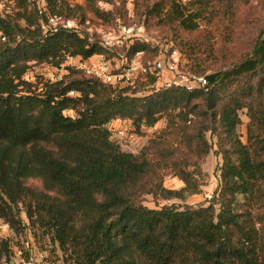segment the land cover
<instances>
[{
	"label": "trees",
	"instance_id": "16d2710c",
	"mask_svg": "<svg viewBox=\"0 0 264 264\" xmlns=\"http://www.w3.org/2000/svg\"><path fill=\"white\" fill-rule=\"evenodd\" d=\"M9 1L14 13H0V219L22 233L25 216L58 245L64 264H264V38L192 91L171 85L138 95L157 79L115 89L76 71L33 85L24 80L32 64L61 68L69 57L107 54L100 42L53 27L52 19L83 24L93 14L109 24L120 13L99 7L110 0H85L84 7L42 0L43 9ZM141 1L146 19L192 33L202 23L230 21L247 0H190L189 7ZM138 52L157 55L137 42L128 57ZM163 118L164 136L139 155L111 139L114 121H131L140 132ZM207 134L222 158L216 201L185 210L145 206L147 195L183 200L200 193V162L212 150ZM167 170L182 189L164 187ZM11 260L9 242L0 239V264Z\"/></svg>",
	"mask_w": 264,
	"mask_h": 264
},
{
	"label": "rangeland",
	"instance_id": "374dc122",
	"mask_svg": "<svg viewBox=\"0 0 264 264\" xmlns=\"http://www.w3.org/2000/svg\"><path fill=\"white\" fill-rule=\"evenodd\" d=\"M31 1L40 9L45 7L42 0ZM63 1L72 7L85 6V0ZM156 1L151 0V2ZM180 1L184 6H188L190 3V0ZM98 5L104 11H114L118 8L120 14L109 24L103 23L93 14H88L83 24H80L77 19H52L50 24L53 27L66 26L69 29H75L81 36L88 37L90 41L101 42L104 34L111 35L115 45L114 50L107 52L105 56L113 65H122L124 59L128 57V51L132 45L137 42L142 43L141 39L147 38L161 43H174L181 54L180 67L185 72L206 77L215 72L226 70L242 56L249 54L258 39L264 38V0H247L244 3H239L235 17L230 21L202 23L200 29L192 33L180 29L177 23L171 24L155 18L146 19L143 14L144 5L142 1L110 0V2H99ZM13 8V2L9 0L0 1L2 16L12 15L14 13ZM129 30L130 33H128ZM137 35L143 37L140 38ZM149 47L156 49V47ZM155 54L152 52L144 53L143 62L152 61ZM86 60L80 57L70 58L61 68L47 64H32L24 80L33 85H38L40 82L59 81L69 75L71 71L85 74L81 65ZM162 77L159 81V88L166 84L164 79L169 77V73L164 72ZM144 91L149 93L151 90ZM67 115H73V113L67 112ZM240 115L242 126L239 128V135L241 141L245 143L246 125L249 119L246 110L242 111ZM108 128L112 132V141L118 144L122 151L139 155L151 142L159 141L164 136L167 120L163 118L154 127H143L140 132H136L133 123L127 120L126 123L114 121L108 125ZM121 128L123 134L119 135L118 130ZM207 138L212 144V150L200 162V193L187 196L183 200L154 199L153 196L147 195L144 197L145 206L150 209H159L164 205H175L185 210L198 206H208L212 201H216L220 189L222 158L215 145L216 139H213L210 134H207ZM162 173L166 189L177 191L183 188V183L171 171L167 170ZM30 184L40 186L37 181H31ZM23 218L28 228L22 233L15 232L0 219V239L9 242L12 253L11 264H21L22 261L26 262L30 258L38 260V264H64L63 254L58 245L53 243L49 236L43 235L38 228L31 226L25 216Z\"/></svg>",
	"mask_w": 264,
	"mask_h": 264
},
{
	"label": "built area",
	"instance_id": "2783aa9c",
	"mask_svg": "<svg viewBox=\"0 0 264 264\" xmlns=\"http://www.w3.org/2000/svg\"><path fill=\"white\" fill-rule=\"evenodd\" d=\"M130 32L129 30L128 33ZM137 36L143 37L142 35ZM141 42L153 48L156 47L157 55L148 63L143 62L144 52H138L132 57H126L122 65H113L105 55L93 56L84 61L81 68L86 76L94 77L101 83L115 89L135 88L138 82H147L149 77H154L157 81L154 85L147 86L146 90L159 89V81L163 78L162 74L164 72L169 73V77L164 79V82H166L164 86H180L188 91L208 86L206 77H199L193 73L185 72L180 67L181 54L174 43H161L147 38L141 39ZM100 44L107 52H113L115 45L111 35L104 34ZM70 58L73 57H69L67 60ZM146 93L144 91L138 95ZM117 122L126 123V121L120 120ZM118 134H123L122 128L118 130ZM21 264H38V260L30 258L26 262L22 261Z\"/></svg>",
	"mask_w": 264,
	"mask_h": 264
}]
</instances>
